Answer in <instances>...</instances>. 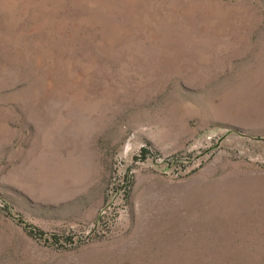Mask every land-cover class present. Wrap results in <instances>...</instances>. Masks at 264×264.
I'll use <instances>...</instances> for the list:
<instances>
[{"label":"rangeland","instance_id":"obj_1","mask_svg":"<svg viewBox=\"0 0 264 264\" xmlns=\"http://www.w3.org/2000/svg\"><path fill=\"white\" fill-rule=\"evenodd\" d=\"M0 264H264V0H0Z\"/></svg>","mask_w":264,"mask_h":264}]
</instances>
